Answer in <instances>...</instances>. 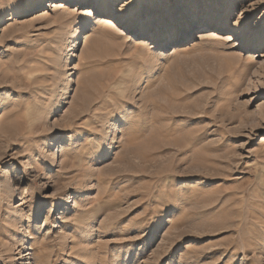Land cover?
<instances>
[{
	"label": "rangeland",
	"instance_id": "obj_1",
	"mask_svg": "<svg viewBox=\"0 0 264 264\" xmlns=\"http://www.w3.org/2000/svg\"><path fill=\"white\" fill-rule=\"evenodd\" d=\"M76 1L0 0V264H264V0Z\"/></svg>",
	"mask_w": 264,
	"mask_h": 264
},
{
	"label": "bare ground",
	"instance_id": "obj_2",
	"mask_svg": "<svg viewBox=\"0 0 264 264\" xmlns=\"http://www.w3.org/2000/svg\"><path fill=\"white\" fill-rule=\"evenodd\" d=\"M75 3H80L81 5H84V6L87 4L85 0H78ZM57 5H58V3H56V2L48 3L46 8L53 9V8L57 7ZM96 21L99 24H103L104 25L103 27L109 28V29L110 28L111 29L112 28H119L120 26H122V22L117 21V20H115L113 18H109V16H105V15L98 17ZM204 30H205V32L200 34L201 36L199 37V39H201V40H204V39L208 38L209 35H210V32L218 30V27L216 26V24L207 23ZM189 36L191 37L192 33ZM228 37L229 38H227V42H231V41L232 42H237V41H239V38H237L235 36L229 35ZM85 43L87 44L86 41H85ZM81 44H82V42H81ZM179 50H180V47L179 48L177 47L175 49V52H178Z\"/></svg>",
	"mask_w": 264,
	"mask_h": 264
},
{
	"label": "snow or ice",
	"instance_id": "obj_3",
	"mask_svg": "<svg viewBox=\"0 0 264 264\" xmlns=\"http://www.w3.org/2000/svg\"><path fill=\"white\" fill-rule=\"evenodd\" d=\"M126 2V0H120V3L122 4V3H125Z\"/></svg>",
	"mask_w": 264,
	"mask_h": 264
}]
</instances>
